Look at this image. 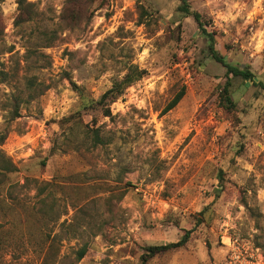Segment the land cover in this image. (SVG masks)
Wrapping results in <instances>:
<instances>
[{"label":"rangeland","instance_id":"374dc122","mask_svg":"<svg viewBox=\"0 0 264 264\" xmlns=\"http://www.w3.org/2000/svg\"><path fill=\"white\" fill-rule=\"evenodd\" d=\"M29 1L22 24L17 0L0 3V164L17 168L0 177V264H143L187 230L145 264H228L229 237L264 264L261 86L232 77L225 106L226 68L181 0ZM188 5L220 54L264 81V0ZM131 65L146 74L110 115L85 107Z\"/></svg>","mask_w":264,"mask_h":264},{"label":"trees","instance_id":"16d2710c","mask_svg":"<svg viewBox=\"0 0 264 264\" xmlns=\"http://www.w3.org/2000/svg\"><path fill=\"white\" fill-rule=\"evenodd\" d=\"M4 0H0V3H2ZM18 3V16L16 19L17 24H22L25 22L32 21L36 16V11L34 8V3L29 0H17ZM179 10L185 13L186 15H192L194 19L196 20L199 29L201 30V33L205 36L207 39V46L208 50L210 52V55L213 59H215L217 62L221 63L226 68V75L228 77L223 90H222V101L225 104L227 108H234L235 103L232 100L231 97V78L232 77H240L244 80H251L254 84L261 86V88L264 90V81H255V74L254 72L247 66V67H239L232 65L229 63L224 56L220 54V52L216 48V37L214 31H209L206 27V20L202 13L199 11H192L188 5V0H181V4L179 6ZM1 26V23H0ZM2 29V27H0ZM1 33V31H0ZM44 35H48L47 33ZM47 45H50L48 43ZM146 74L145 69L139 68L137 65H131L128 69V72L125 74V76L120 79L116 80L114 84L106 90L100 99H91L90 102L86 103L85 107H93L95 105L102 106L105 115H110L111 111L109 109V106L112 102L116 101L120 96L123 95L125 89L135 83L136 81L140 80L144 75ZM79 92L81 94L82 99H86V95L84 91L81 88H78ZM186 93L185 86H182L179 91L173 96V98L165 105V107L162 109V113H167L172 108H174L180 100L183 98V96ZM19 114V113H17ZM97 138H99V135H96ZM17 170V168L13 165V163L9 161H5L2 164H0V177L5 178L6 173L12 172ZM48 184V183H46ZM39 195H40V202L43 206L46 205V200L48 197V193H45L46 186L43 185L39 188ZM42 217H44L45 213L43 210L41 211ZM192 230H187L182 235V237L174 242H169L166 244L161 245H149L146 247V258L144 261L149 257H153L158 254H162L164 252L175 250L180 247L185 246L188 241L190 240ZM87 252L86 245L83 246L78 251V258L81 259L85 256ZM145 262L143 264H145Z\"/></svg>","mask_w":264,"mask_h":264},{"label":"built area","instance_id":"2783aa9c","mask_svg":"<svg viewBox=\"0 0 264 264\" xmlns=\"http://www.w3.org/2000/svg\"><path fill=\"white\" fill-rule=\"evenodd\" d=\"M230 255L228 264H254L257 251L248 244H241L238 238H228Z\"/></svg>","mask_w":264,"mask_h":264}]
</instances>
